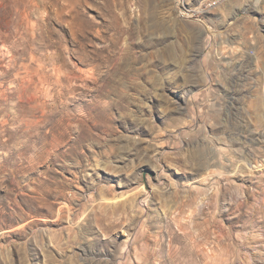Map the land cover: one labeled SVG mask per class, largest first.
I'll list each match as a JSON object with an SVG mask.
<instances>
[{"label":"rangeland","instance_id":"374dc122","mask_svg":"<svg viewBox=\"0 0 264 264\" xmlns=\"http://www.w3.org/2000/svg\"><path fill=\"white\" fill-rule=\"evenodd\" d=\"M203 2L0 0V264H264V0Z\"/></svg>","mask_w":264,"mask_h":264},{"label":"built area","instance_id":"2783aa9c","mask_svg":"<svg viewBox=\"0 0 264 264\" xmlns=\"http://www.w3.org/2000/svg\"><path fill=\"white\" fill-rule=\"evenodd\" d=\"M231 0H209V2H207L205 4V6H203L202 8L199 9V11L201 13H206V12H210L214 9H216L217 7L229 2ZM242 2H246V3H250L252 2L253 0H240Z\"/></svg>","mask_w":264,"mask_h":264},{"label":"bare ground","instance_id":"6f19581e","mask_svg":"<svg viewBox=\"0 0 264 264\" xmlns=\"http://www.w3.org/2000/svg\"><path fill=\"white\" fill-rule=\"evenodd\" d=\"M207 2H209V0H204V2H203L202 5H201V8L203 7V5L205 6V4H206Z\"/></svg>","mask_w":264,"mask_h":264}]
</instances>
